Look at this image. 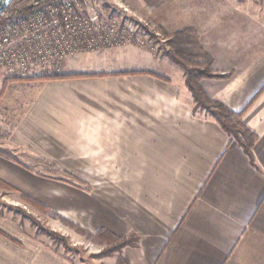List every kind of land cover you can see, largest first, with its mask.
<instances>
[{
	"label": "crops",
	"instance_id": "0c3cea01",
	"mask_svg": "<svg viewBox=\"0 0 264 264\" xmlns=\"http://www.w3.org/2000/svg\"><path fill=\"white\" fill-rule=\"evenodd\" d=\"M134 4L169 35L196 30L222 77L202 82L203 89L244 111L243 124L258 137V168L242 148L230 146L216 121L193 113L182 69L168 60L170 74H157L150 67L162 59L129 47L83 53L55 71H148L164 80L139 75L37 83L34 103L9 144L0 143V181L90 234L135 235L138 247L121 253L125 264H264V7L248 0ZM13 148L39 165L12 156ZM54 171L101 173V179L86 175L89 189L81 191L36 174ZM0 264L74 263L24 233L0 207Z\"/></svg>",
	"mask_w": 264,
	"mask_h": 264
},
{
	"label": "rangeland",
	"instance_id": "374dc122",
	"mask_svg": "<svg viewBox=\"0 0 264 264\" xmlns=\"http://www.w3.org/2000/svg\"><path fill=\"white\" fill-rule=\"evenodd\" d=\"M83 1L85 2L84 7L87 8L85 9L87 10L85 11L86 16L94 17V19L95 17L98 18L95 21L96 24L103 25L104 23H115L119 26V29L122 28L125 30V33L121 36L122 38L120 37L117 41L105 47L97 44L99 47L95 51L89 53L99 54L104 51H118L134 47L135 49L140 50L142 55L150 54V56L152 55L158 57L160 60L162 59V62L158 63L156 67H150L151 70L161 75H167L170 72L167 69L170 67L167 64V61L170 60L168 55V42L174 34L169 35L159 29L150 18H142L137 11H146L145 8L142 10V8L139 9L138 7H135L134 0ZM256 2L264 7V0H257ZM22 20L23 17L8 19L5 25L1 26L0 29L10 23L18 24ZM97 35L98 32H96V36ZM97 39L100 38L96 37L95 40ZM101 41L103 42V39ZM131 66L132 64L128 63L122 64V67L126 68ZM142 66L143 65H141V67ZM61 67L62 65H60V68ZM146 67L148 68V65L144 68ZM179 69L181 70L180 67ZM55 70L57 69L44 70L34 67L25 72V77L58 74V71ZM8 76L9 74H0V143L3 144H9V140L12 137L17 123L24 116L26 107L34 103L33 100L38 92L37 83H44L27 82L5 85L6 80L10 78ZM204 114L205 113L203 112L202 115ZM12 150V156L22 155L25 159H28L29 164L39 165L40 162L32 155L24 154L17 148H13ZM36 174L55 179L81 191L89 189L85 183L86 175L92 174L94 178L101 179V173H63L54 171L53 173ZM21 193L22 192L19 190L13 192L0 184V207L3 209L5 207L8 216L15 221H19L24 233L33 236L35 239L43 240L46 244L54 248V250L62 254L74 264H125L120 261L123 259L121 257L123 250L120 252H114L109 256H101L103 252L107 251L114 245L113 240L109 238H91L89 234H87L88 232L85 233L86 231L83 228L77 225L76 227H79L80 229L72 226L70 220L57 214L48 207L49 211H44L30 206L22 200ZM2 212L5 213L4 210Z\"/></svg>",
	"mask_w": 264,
	"mask_h": 264
},
{
	"label": "built area",
	"instance_id": "2783aa9c",
	"mask_svg": "<svg viewBox=\"0 0 264 264\" xmlns=\"http://www.w3.org/2000/svg\"><path fill=\"white\" fill-rule=\"evenodd\" d=\"M84 6L83 0H61L39 8L18 24L2 27L0 74L25 77L34 67L55 69L68 58L93 52L98 45L105 47L123 36L125 30L115 23L96 24L98 18L86 16Z\"/></svg>",
	"mask_w": 264,
	"mask_h": 264
},
{
	"label": "trees",
	"instance_id": "16d2710c",
	"mask_svg": "<svg viewBox=\"0 0 264 264\" xmlns=\"http://www.w3.org/2000/svg\"><path fill=\"white\" fill-rule=\"evenodd\" d=\"M61 0H16L5 12L0 16V27L5 25L8 19L14 17H27L33 14L39 8L58 3ZM169 51L168 55L170 60L184 70L185 81L188 89L192 93L196 106L193 110L195 115L206 114V117L216 121L221 128L230 137V146L237 145L242 148L245 154L250 160V164L254 168H258L253 149L258 141V137L255 133L250 131L242 121L243 112H235L226 106L219 100L211 99L205 93L202 82L204 80H212L222 78L213 72V58L202 47L200 37L196 30L186 29L177 32L168 42ZM149 75L161 80H164L159 75L151 72H121L113 74H74V75H43L39 77H21L14 76L8 78L5 85L12 83H27V82H51L62 80H77L88 79L98 77H126V76H139ZM166 80V79H165ZM0 184L7 189L17 192L10 185L0 181ZM21 198L24 202L32 207H36L40 210L49 211L47 207L42 205L37 200L21 193ZM71 223V222H70ZM72 226L76 227L74 223ZM80 229L79 227H76ZM87 233V232H85ZM89 234L91 238H109L113 240L114 245L107 251L101 254L102 257L109 256L114 252H120L127 247L137 248L139 245V238L135 235H131L124 239H119L113 236L106 230H100L95 235ZM123 263V259L120 260Z\"/></svg>",
	"mask_w": 264,
	"mask_h": 264
},
{
	"label": "water",
	"instance_id": "95a60500",
	"mask_svg": "<svg viewBox=\"0 0 264 264\" xmlns=\"http://www.w3.org/2000/svg\"><path fill=\"white\" fill-rule=\"evenodd\" d=\"M16 0H0V16L15 2Z\"/></svg>",
	"mask_w": 264,
	"mask_h": 264
}]
</instances>
